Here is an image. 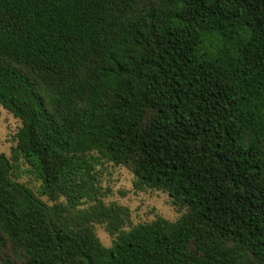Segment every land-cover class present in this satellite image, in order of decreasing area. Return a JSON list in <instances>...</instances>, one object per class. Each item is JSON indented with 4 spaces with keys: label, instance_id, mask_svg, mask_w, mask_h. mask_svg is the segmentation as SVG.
I'll use <instances>...</instances> for the list:
<instances>
[{
    "label": "trees",
    "instance_id": "obj_1",
    "mask_svg": "<svg viewBox=\"0 0 264 264\" xmlns=\"http://www.w3.org/2000/svg\"><path fill=\"white\" fill-rule=\"evenodd\" d=\"M0 106V264H264V0H0ZM106 162L180 216L125 228Z\"/></svg>",
    "mask_w": 264,
    "mask_h": 264
},
{
    "label": "rangeland",
    "instance_id": "obj_2",
    "mask_svg": "<svg viewBox=\"0 0 264 264\" xmlns=\"http://www.w3.org/2000/svg\"><path fill=\"white\" fill-rule=\"evenodd\" d=\"M21 125L20 118L0 106V152L9 156L13 155V147L16 144L15 134ZM17 164L18 179L37 190L40 183L28 172V166L21 159ZM99 171L101 183L108 192L107 201H116L129 208L130 222L125 225V228L128 229L140 222L151 221L158 216L175 220L182 213L172 204L168 192L155 189L137 190L134 186V175L128 168L106 162L100 166ZM96 229L103 243L112 245L113 237L104 226L98 224Z\"/></svg>",
    "mask_w": 264,
    "mask_h": 264
}]
</instances>
